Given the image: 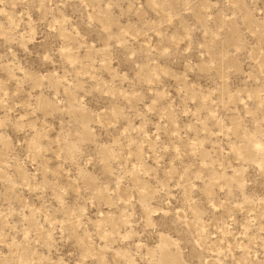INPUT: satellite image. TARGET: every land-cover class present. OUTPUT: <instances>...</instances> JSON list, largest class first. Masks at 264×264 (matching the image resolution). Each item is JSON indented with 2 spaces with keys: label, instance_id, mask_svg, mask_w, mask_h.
Instances as JSON below:
<instances>
[{
  "label": "rangeland",
  "instance_id": "1",
  "mask_svg": "<svg viewBox=\"0 0 264 264\" xmlns=\"http://www.w3.org/2000/svg\"><path fill=\"white\" fill-rule=\"evenodd\" d=\"M0 264H264V0H0Z\"/></svg>",
  "mask_w": 264,
  "mask_h": 264
}]
</instances>
